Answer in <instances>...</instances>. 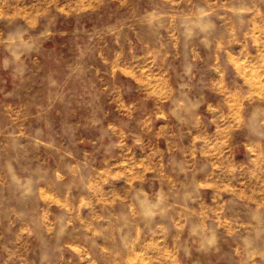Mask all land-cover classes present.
<instances>
[{
    "label": "rangeland",
    "instance_id": "1",
    "mask_svg": "<svg viewBox=\"0 0 264 264\" xmlns=\"http://www.w3.org/2000/svg\"><path fill=\"white\" fill-rule=\"evenodd\" d=\"M0 264H264V0H0Z\"/></svg>",
    "mask_w": 264,
    "mask_h": 264
},
{
    "label": "crops",
    "instance_id": "2",
    "mask_svg": "<svg viewBox=\"0 0 264 264\" xmlns=\"http://www.w3.org/2000/svg\"><path fill=\"white\" fill-rule=\"evenodd\" d=\"M250 111H251V109L249 108L248 109V111H247V114H248V116H247V114L246 115H244L243 117H244V119H243V121L245 122H250L251 121V118L249 117V113H250ZM234 113L232 114V116L230 117L231 119H228V123H231L232 121H238L239 120V116H241L239 113H240V110H236V111H233ZM239 112V113H238ZM242 112H244V109H242ZM246 118V119H245ZM241 122H239L238 124H240ZM250 124H247V126H249Z\"/></svg>",
    "mask_w": 264,
    "mask_h": 264
}]
</instances>
